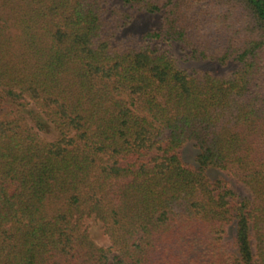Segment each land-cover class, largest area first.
I'll use <instances>...</instances> for the list:
<instances>
[{"label":"trees","instance_id":"16d2710c","mask_svg":"<svg viewBox=\"0 0 264 264\" xmlns=\"http://www.w3.org/2000/svg\"><path fill=\"white\" fill-rule=\"evenodd\" d=\"M0 264H264V0H0Z\"/></svg>","mask_w":264,"mask_h":264},{"label":"rangeland","instance_id":"374dc122","mask_svg":"<svg viewBox=\"0 0 264 264\" xmlns=\"http://www.w3.org/2000/svg\"><path fill=\"white\" fill-rule=\"evenodd\" d=\"M114 3L109 6H113ZM161 14H149L145 11L135 10L133 11V21L129 27L121 31L117 38L119 40H133L139 39L142 40V35L147 31L158 29L161 26ZM161 47H163L168 55L174 59L177 66L185 71H193V70H203L210 71L217 75H225L236 71L239 66L238 64L231 63L227 66H222L216 61L211 60H194L190 57L189 52L186 51L179 43L163 41L160 43ZM42 135L48 140H53L54 134H44ZM182 159L194 166L198 167L197 156L199 154V150L194 143H188L185 145L180 151ZM209 176L212 179L222 178L226 181H229L230 188L236 192L241 198L250 196V192L248 189L237 182L236 179L229 176L228 174L216 170L210 169L208 171ZM89 232L92 238L101 246L108 248L111 246V242L108 236L105 234L102 224L95 219L91 218L86 221Z\"/></svg>","mask_w":264,"mask_h":264}]
</instances>
